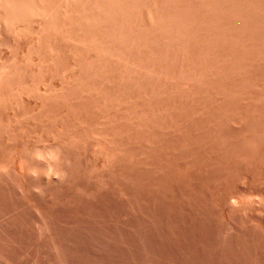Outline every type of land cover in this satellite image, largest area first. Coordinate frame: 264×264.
I'll return each instance as SVG.
<instances>
[{
	"label": "rangeland",
	"instance_id": "rangeland-1",
	"mask_svg": "<svg viewBox=\"0 0 264 264\" xmlns=\"http://www.w3.org/2000/svg\"><path fill=\"white\" fill-rule=\"evenodd\" d=\"M149 1H79L68 41L64 0L45 1L47 29H3V89L59 85L38 104L74 142L78 172L42 200L0 174V264H264V0ZM34 101L0 103L11 170L16 147L50 127ZM13 111L25 116L12 124Z\"/></svg>",
	"mask_w": 264,
	"mask_h": 264
},
{
	"label": "bare ground",
	"instance_id": "bare-ground-1",
	"mask_svg": "<svg viewBox=\"0 0 264 264\" xmlns=\"http://www.w3.org/2000/svg\"><path fill=\"white\" fill-rule=\"evenodd\" d=\"M46 0H0V48H3L1 47L2 45V42H3V29L6 28V27H9L11 25L12 28L14 29H18L21 31V29L25 28L26 24L27 23H38V25H40L41 27L46 23L48 17L51 15L50 12L48 13V11L45 9V6H44V3H45ZM80 1V2H79ZM99 1V0H98ZM104 1V0H103ZM146 1V0H145ZM151 1V0H150ZM149 1V3H150ZM189 1V0H187ZM191 1V0H190ZM197 1V0H196ZM199 1V0H198ZM223 1V0H221ZM227 1V0H226ZM237 1V0H235ZM78 2L82 5H85V2L84 0H64L63 4H62V9H63V25H64V28H65V35H66V40L68 41L69 39V35H68V31H70L69 27L71 26L72 24V7H73V4H78ZM93 2V1H92ZM106 2V1H105ZM123 2V1H122ZM128 2V0H127ZM173 2V1H172ZM212 2V1H211ZM232 2V1H231ZM108 3V2H107ZM106 3V4H107ZM133 3V2H132ZM143 4V2H141ZM165 3V2H164ZM186 3V1H185ZM53 4V3H52ZM184 4V2H183ZM182 4V6H183ZM193 4V3H192ZM199 4V3H198ZM209 4V3H208ZM227 4V3H226ZM229 4V2H228ZM114 5V4H113ZM157 5V4H156ZM177 5V4H176ZM211 5V4H210ZM222 5V4H221ZM239 5V4H237ZM58 6V5H57ZM188 6V4H187ZM82 7V6H81ZM98 7V6H97ZM168 7V6H167ZM211 7V6H209ZM217 7V6H215ZM224 7V6H223ZM91 8V7H90ZM150 8V7H149ZM155 8V7H154ZM182 8V7H181ZM180 8V9H181ZM204 8V7H203ZM145 9H147L145 7ZM165 9V6L164 8ZM169 9V7H168ZM192 9V8H191ZM216 9V8H215ZM220 9V8H219ZM51 10V9H50ZM78 10V9H77ZM96 10V9H95ZM103 10V9H102ZM137 10V9H136ZM173 10V9H172ZM177 10V9H176ZM195 10V9H194ZM54 11V10H53ZM150 11V10H149ZM148 11V12H149ZM187 11V10H186ZM202 11V10H200ZM199 11V12H200ZM216 11V10H214ZM75 12V11H74ZM83 12V11H82ZM100 12V11H99ZM135 12V11H134ZM173 12V11H172ZM176 12V11H175ZM189 12V10H188ZM196 12H198L196 10ZM223 12V11H222ZM52 13V12H51ZM77 13V12H76ZM141 13V12H140ZM205 13V12H204ZM50 14V15H49ZM78 14V13H77ZM94 14V13H92ZM119 14V13H118ZM124 14V13H123ZM156 14V13H155ZM164 14V13H163ZM180 14V12H179ZM193 14V13H191ZM220 14V12H219ZM96 15V14H95ZM104 15V14H103ZM111 15V14H110ZM134 15V14H133ZM175 15V13H174ZM182 15V14H181ZM189 15V14H188ZM135 16V15H134ZM147 16V15H146ZM169 16V14H168ZM196 16V14H195ZM210 16V15H209ZM213 16V15H212ZM53 17V16H51ZM156 17V16H155ZM163 17V16H162ZM176 17V16H175ZM172 18V19H175ZM191 17V16H190ZM215 17V16H214ZM123 18V17H122ZM179 18V17H178ZM96 19V18H95ZM135 19V18H133ZM183 19V18H182ZM198 19V18H197ZM120 20V19H119ZM138 20H140L138 18ZM151 20V19H150ZM56 21V20H55ZM60 21V20H59ZM80 21V20H78ZM168 21V20H167ZM144 22V21H143ZM152 22V21H151ZM174 22V20H173ZM149 23V22H148ZM180 23V22H179ZM48 24V23H47ZM46 24V25H47ZM161 24V23H160ZM37 25V26H38ZM46 25H44V27H42L43 29H47ZM162 25V24H161ZM29 26V25H28ZM40 26H39V29L38 31L40 30ZM133 26V25H132ZM159 26V25H158ZM74 27V25H73ZM156 27V26H155ZM163 27V26H162ZM174 27V26H173ZM37 28V27H36ZM53 28V27H52ZM90 28V27H89ZM123 28V27H122ZM135 28V27H134ZM138 28V27H137ZM171 28V27H170ZM194 28V27H193ZM49 29V28H48ZM93 29V28H92ZM152 29V28H151ZM179 29V28H178ZM181 29V28H180ZM187 29V28H186ZM209 29V28H208ZM17 30V31H18ZM28 30V29H27ZM54 30V28H53ZM52 30V31H53ZM81 30V29H79ZM147 30V29H146ZM183 30V29H182ZM194 30V29H193ZM210 30V29H209ZM44 31V30H42ZM49 31V30H48ZM59 31V30H58ZM56 31V32H58ZM153 31V30H152ZM166 31V30H165ZM37 32V31H36ZM54 32V31H53ZM156 32V31H155ZM161 32V31H159ZM169 32V31H168ZM180 32V31H178ZM193 32V31H192ZM64 33V32H62ZM60 33V34H62ZM131 33V32H130ZM148 33V32H147ZM171 33V31H170ZM5 34V33H4ZM8 34V33H7ZM18 34V33H17ZM21 34V33H20ZM38 34V33H37ZM36 34V37H38L39 39V34L37 35ZM59 34V33H58ZM134 34V33H133ZM11 35V34H10ZM41 35V34H40ZM63 35V36H65ZM109 35V34H108ZM139 35V34H138ZM162 35V34H161ZM13 36V35H12ZM17 36V35H16ZM24 36V34H23ZM35 36V35H34ZM72 36V35H71ZM107 36V35H106ZM147 36V35H146ZM6 37V36H5ZM9 38V36H7ZM19 37V36H18ZM22 37V36H21ZM96 37V36H95ZM94 37V38H95ZM183 37V36H182ZM59 38V37H58ZM129 38V37H128ZM20 39V38H19ZM70 39H73V38H70ZM76 39V38H75ZM172 39V38H171ZM15 40V38H14ZM18 40V39H17ZM37 40V39H36ZM74 40V39H73ZM144 40V39H143ZM32 41V40H31ZM35 41V40H34ZM77 41V40H75ZM148 41V40H146ZM40 42V41H38ZM121 42V41H120ZM16 43V42H15ZM34 43V42H32ZM42 43V42H41ZM69 43V42H68ZM81 42H79L80 44ZM161 43V42H160ZM31 44V43H30ZM71 44V43H70ZM133 44V43H132ZM157 44V43H156ZM11 45V44H10ZM82 45V44H81ZM86 45V44H85ZM108 45V44H107ZM112 45V44H111ZM123 45V44H122ZM59 46V45H58ZM133 46V45H132ZM131 46V47H132ZM51 47V46H50ZM92 47V46H91ZM93 48V47H92ZM91 48V49H92ZM100 48V47H98ZM33 49V48H32ZM53 49V48H52ZM68 49V48H67ZM71 49V48H70ZM49 50V49H48ZM72 50V49H71ZM3 51V49H2ZM28 51V50H27ZM99 51V50H97ZM1 52V51H0ZM37 52V51H36ZM92 52V51H91ZM116 52V51H115ZM52 53V52H51ZM56 53V52H55ZM68 53V52H67ZM71 53V52H69ZM27 54V53H26ZM31 54V52H30ZM80 54V53H79ZM113 54V53H112ZM70 55V54H69ZM2 54L0 55V103L1 102H8V100H11L12 102L13 101H16V100H20V101H30L32 102V99H34V105H35V108L33 109V112H32V116L31 118H34V122L36 120V117L42 112V109L45 108V112H46V116L43 119L44 122H46L45 124L47 123H50V127H46V131L47 133H42L41 135H39L36 139L34 140H31V141H28L26 143H22L20 145H18L15 149V153H14V158H15V169H9L7 165L5 164H2L0 163V174L1 175H10V173L12 171H14L13 173L16 174V176H18V178L20 179V181H22L21 183V186L19 187V183H16V180L15 183L16 185H18L19 189H21L20 193L23 191L24 192H27L29 195H33V197L35 196H40L39 198L41 199V196H43L44 198V195L46 194H49L51 195L50 193H52L54 190H56L58 188H62V187H65L68 185L69 187V184L71 185L73 179L76 177V174L78 171H76V164H77V159H78V154H77V150L75 149V146H74V142L70 141L72 139H65L61 136V134H58V131L56 133V130L52 128V125L54 124L55 120H54V114L52 113V110L50 108H47L44 104H38V100L39 99H46V100H53V98L56 97L57 95V88L59 87H53L52 86V81L49 80V81H46L43 83L45 86L40 88V87H37L35 89H31V88H23V84H22V87H18L15 88V89H12V90H9V91H6V89L4 90L3 88L5 86H3L6 80V77L9 75L10 73V68L9 66V63L6 59H4L3 57H1ZM48 56V55H47ZM15 57V56H14ZM40 57V56H38ZM44 57V56H43ZM17 58V56H16ZM15 58V59H16ZM25 58L26 55H25ZM104 58V57H103ZM14 59V60H15ZM21 59V58H20ZM90 59V58H89ZM11 60V59H9ZM18 60V59H17ZM29 60V59H28ZM34 60V59H33ZM40 60V59H39ZM52 60V59H50ZM49 60V61H50ZM62 60V59H61ZM93 60V59H92ZM27 61V60H26ZM13 62V61H12ZM23 62V61H22ZM35 62V60H34ZM37 62V60H36ZM15 63V62H14ZM17 63V62H16ZM33 63V62H32ZM68 63V62H66ZM88 63V62H87ZM45 64H47L45 62ZM54 64V63H53ZM74 64V63H72ZM82 64V63H81ZM129 64V63H127ZM135 64V63H134ZM36 65V64H35ZM77 65V64H76ZM133 65V63L131 64ZM55 66V65H54ZM136 66V65H135ZM39 67V66H38ZM37 67V68H38ZM49 67V66H48ZM67 67V66H66ZM131 67V66H130ZM15 68V67H14ZM32 68V67H31ZM13 69V68H12ZM70 69H72L70 67ZM74 69V68H73ZM139 69V68H138ZM33 70V69H32ZM52 71V69H50ZM92 70V69H91ZM12 71V70H11ZM56 71V70H55ZM68 71V70H67ZM140 71V70H139ZM46 72V71H45ZM37 73V72H36ZM64 73V71H63ZM101 73V72H100ZM12 74V72H11ZM27 74V73H26ZM35 74V73H34ZM57 74V73H56ZM79 74V73H78ZM51 75V74H50ZM29 76V75H28ZM39 76V75H38ZM74 76V75H73ZM98 76V75H97ZM64 81L65 83H70L72 81V75L71 74H65L64 76ZM33 79V78H32ZM50 79V78H49ZM90 79V78H89ZM25 81V80H24ZM84 81V80H83ZM39 82H42V81H35L34 84H39ZM60 82V81H59ZM18 83V82H17ZM115 83V82H114ZM35 84V86H36ZM54 84V83H53ZM62 85V83L60 84ZM64 85V84H63ZM91 85V84H90ZM28 86V85H27ZM43 86V85H42ZM8 87V86H7ZM14 87V86H13ZM30 87V85H29ZM85 90V89H84ZM89 91V90H88ZM92 91V90H91ZM97 91V90H96ZM78 92V90H77ZM79 93V92H78ZM106 93V92H105ZM64 94V93H63ZM84 94V93H83ZM65 95V94H64ZM93 95V94H92ZM60 97V96H59ZM58 97V98H59ZM76 97V96H75ZM128 97V96H127ZM97 98V96L95 97ZM72 99V98H71ZM105 100V99H104ZM132 100V99H131ZM65 101V99H64ZM10 102V103H12ZM19 102V101H18ZM41 102V101H39ZM14 103H17V102H13L12 105ZM25 103V102H24ZM26 104V103H25ZM69 104V103H68ZM32 104H30L31 106ZM73 105V104H71ZM115 105V104H114ZM130 105V104H129ZM15 106V105H14ZM14 106H12V110H15L14 109ZM4 107V106H3ZM7 107V106H6ZM10 107V106H9ZM11 108V107H10ZM64 108V107H63ZM78 108V107H77ZM1 109V108H0ZM75 109V108H74ZM112 109V108H111ZM126 109V108H125ZM128 109V108H127ZM64 110H67V109H64ZM124 110V109H123ZM75 111V110H73ZM83 111V110H82ZM85 111V110H84ZM7 112V111H6ZM11 112V111H9ZM27 112V111H26ZM129 112V111H128ZM61 113V112H60ZM65 114V112H63ZM61 113V114H63ZM74 113V112H73ZM119 113V112H118ZM79 113H77L78 115ZM89 114V113H88ZM4 115V114H3ZM11 114L9 113V117L10 118H14V119H11L12 121H10L11 123L14 122V123H18L21 119H23V117L25 116L24 114H21L20 112H16V111H13L12 115L10 116ZM29 114L27 113V116ZM70 115V114H69ZM82 115V114H81ZM127 115V114H126ZM122 116V115H121ZM41 117V116H40ZM60 117V116H59ZM86 117V116H85ZM99 118V117H98ZM118 118V117H117ZM64 119V118H63ZM97 119V118H96ZM94 119V120H96ZM132 119V118H131ZM100 120L101 119V116H100ZM124 120V119H123ZM4 121V120H3ZM37 121V120H36ZM80 121V120H79ZM97 121V120H96ZM6 122V121H5ZM91 122V121H90ZM135 122V121H134ZM10 123V124H11ZM33 123V122H32ZM36 123V122H35ZM38 123V122H37ZM100 123V122H99ZM123 123V122H122ZM128 123V122H127ZM2 124V123H1ZM13 124V123H12ZM73 124V123H72ZM90 124V123H89ZM93 124V123H92ZM95 124V123H94ZM117 124V123H116ZM34 125V124H33ZM48 125V124H47ZM61 125V124H60ZM91 125V124H90ZM134 125V124H133ZM136 125V124H135ZM134 125V126H135ZM32 126V125H31ZM56 126V124H55ZM72 126V125H71ZM84 126V125H82ZM96 126V124H95ZM99 126V125H98ZM65 127V126H64ZM93 127V126H92ZM113 127V126H112ZM7 128V127H6ZM5 128V129H6ZM27 128V127H26ZM58 128V126H57ZM132 128V127H131ZM4 129V130H5ZM13 129V128H12ZM15 129V128H14ZM68 129V128H67ZM77 129V128H76ZM20 130V129H19ZM24 130V129H23ZM59 130L60 127H59ZM14 131V130H13ZM25 131V130H24ZM87 131V130H86ZM116 131V130H114ZM18 132V131H16ZM39 132V131H38ZM13 133V132H12ZM71 133V132H70ZM99 133V132H98ZM114 133V132H113ZM6 134V133H5ZM21 135V134H20ZM27 135V134H26ZM12 136V135H11ZM32 136V135H31ZM79 136V135H78ZM88 136V135H87ZM92 136V135H91ZM1 137V136H0ZM22 137V136H20ZM72 137V136H71ZM76 137V136H75ZM83 137V136H82ZM90 137V136H89ZM23 138V137H22ZM113 138V137H112ZM32 139V138H30ZM94 139V138H93ZM120 139V138H119ZM132 139V138H131ZM80 140V139H79ZM105 140V139H104ZM10 141V140H9ZM20 141V140H19ZM18 141V142H19ZM92 142V140H90ZM4 142V141H3ZM88 144V143H87ZM109 144V143H108ZM111 145V144H110ZM119 145V144H118ZM108 147V146H107ZM6 148V147H5ZM109 148V147H108ZM50 150H58V160L56 162H53V161H50V160H41V159H38L35 155V153L37 151L41 152V153H46ZM94 154L96 155V153H98L99 157L102 156V139L98 137L97 140H95L94 142ZM110 150V149H109ZM4 151V150H3ZM120 151V150H119ZM7 152H9L7 150ZM13 152V150H12ZM11 152V153H12ZM81 152V151H80ZM106 152V151H105ZM109 152V151H108ZM1 153V151H0ZM110 153V152H109ZM2 154V153H1ZM5 154V152H4ZM9 154V153H8ZM7 154V155H8ZM91 154V153H90ZM93 154V153H92ZM91 154V155H92ZM106 154V153H105ZM5 156V155H4ZM105 156V155H104ZM110 156V155H109ZM1 157V155H0ZM10 157V156H9ZM95 157V156H94ZM93 157V158H94ZM107 157V156H106ZM105 157V158H106ZM121 157V156H120ZM11 158V157H10ZM9 158V159H10ZM92 158V157H91ZM101 158V157H100ZM104 158V159H105ZM108 159L107 160H110L109 157H107ZM5 159H7L5 157ZM12 159V158H11ZM10 159V160H11ZM102 159V158H101ZM113 159V158H112ZM1 160V159H0ZM9 160V161H10ZM92 160V159H91ZM94 160V159H93ZM2 161V160H1ZM5 160H3L4 162ZM89 162V160H87ZM103 161V160H102ZM7 162H8V159H7ZM6 162V163H7ZM14 162V161H13ZM82 162V160H81ZM101 162V161H100ZM108 162V161H106ZM12 163V162H11ZM105 163V162H104ZM81 164V163H80ZM101 164H103L101 162ZM10 165V163H9ZM13 165V164H12ZM94 165V164H93ZM11 166V165H10ZM14 166V165H13ZM12 166V168H13ZM50 166L51 168H53L56 172L59 173L61 179L59 181H57L56 178H53L51 181H49L45 176L44 174L45 173H48L49 170H50ZM95 166V165H94ZM94 166H92L94 168ZM102 166V165H101ZM100 166V167H101ZM106 166V165H104ZM82 167V166H81ZM91 167V166H89ZM83 168V167H82ZM107 168V167H106ZM92 169V168H91ZM98 170V169H96ZM95 171V170H94ZM35 174V175H33ZM82 174V173H81ZM94 175V174H93ZM13 176V175H12ZM15 176V175H14ZM78 176H81V175H78ZM89 176H92L90 175L89 173ZM3 177V176H2ZM10 177V176H9ZM83 177V176H82ZM88 177V176H87ZM1 178V177H0ZM14 178V177H13ZM17 178V177H16ZM78 178V177H77ZM100 179V178H99ZM6 180V179H5ZM91 180V179H90ZM96 180V178H95ZM13 181V180H12ZM18 181V179H17ZM75 181V180H74ZM77 181V180H76ZM75 181V182H76ZM82 181H84L82 179ZM98 181V180H97ZM8 182V181H7ZM87 182V180L85 181V183ZM74 185H76L75 183H73ZM82 184V183H81ZM101 184V183H100ZM72 186V185H71ZM88 186V184H87ZM96 186V185H95ZM102 186V184L100 185ZM74 187V186H73ZM6 188V187H5ZM70 188V187H69ZM69 188L67 190H69ZM86 188V187H85ZM98 188V187H97ZM10 189V188H8ZM17 189V188H15ZM65 189V188H64ZM71 189V188H70ZM81 189V188H80ZM57 190V191H58ZM63 190V189H62ZM93 190V189H92ZM95 190V189H94ZM12 191V189H11ZM56 191V192H57ZM60 191V190H59ZM83 191V190H81ZM87 191V190H85ZM98 191V190H97ZM78 192V191H77ZM80 192V191H79ZM90 192H93V191H90ZM18 193V192H17ZM26 193V194H27ZM65 193V191H64ZM63 193V194H64ZM13 194V193H12ZM84 194V193H82ZM86 194V193H85ZM89 194V193H87ZM28 195V196H29ZM54 196V193L52 194ZM51 195V196H52ZM67 195V194H66ZM52 196V197H53ZM24 197H26L24 195ZM31 197V196H30ZM29 197V198H30ZM32 197V198H33ZM66 197V196H65ZM50 198V197H49ZM48 198V199H49ZM63 198V197H62ZM34 199V198H33ZM42 200V199H41ZM47 200V198L45 199ZM57 200V199H55ZM52 201V198L51 200ZM46 202V201H45ZM48 202V200H47ZM13 212V211H12ZM39 222V221H38ZM45 222V221H44ZM46 226V225H45ZM43 229V227H42ZM41 229V230H42ZM40 230V231H41ZM48 230V229H47ZM39 231V232H40ZM42 234V233H41ZM50 234V233H49ZM48 234V236H49ZM40 235V234H39ZM42 236V235H41Z\"/></svg>",
	"mask_w": 264,
	"mask_h": 264
},
{
	"label": "clouds",
	"instance_id": "clouds-1",
	"mask_svg": "<svg viewBox=\"0 0 264 264\" xmlns=\"http://www.w3.org/2000/svg\"><path fill=\"white\" fill-rule=\"evenodd\" d=\"M36 157L38 159H41V160H50V161H53V162H56L58 160V150H50L46 153H41L39 151H37L35 153ZM35 175V174H33ZM44 176L49 180L51 181L53 178H56L57 181H59L61 179L60 175L58 172H56L53 168H51L50 166V170L48 173H45Z\"/></svg>",
	"mask_w": 264,
	"mask_h": 264
}]
</instances>
